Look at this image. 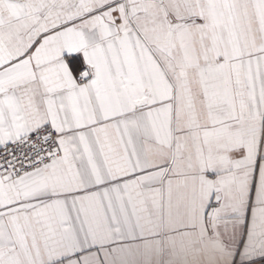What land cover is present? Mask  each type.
I'll return each instance as SVG.
<instances>
[{
	"label": "snow or ice",
	"instance_id": "snow-or-ice-1",
	"mask_svg": "<svg viewBox=\"0 0 264 264\" xmlns=\"http://www.w3.org/2000/svg\"><path fill=\"white\" fill-rule=\"evenodd\" d=\"M0 264H264V0H0Z\"/></svg>",
	"mask_w": 264,
	"mask_h": 264
}]
</instances>
